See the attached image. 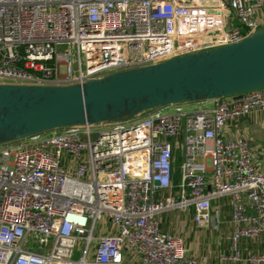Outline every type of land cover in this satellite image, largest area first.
Returning <instances> with one entry per match:
<instances>
[{
    "label": "built area",
    "instance_id": "1",
    "mask_svg": "<svg viewBox=\"0 0 264 264\" xmlns=\"http://www.w3.org/2000/svg\"><path fill=\"white\" fill-rule=\"evenodd\" d=\"M261 28L264 0H0V84H82ZM211 102L0 145V264H121L124 248L142 264H198L158 216L192 207L197 227H216L212 202L226 196L233 254L222 258L264 264L236 250L240 239L264 235V170L246 138L224 135L232 118L264 119V88ZM103 216L116 232L94 233Z\"/></svg>",
    "mask_w": 264,
    "mask_h": 264
},
{
    "label": "water",
    "instance_id": "2",
    "mask_svg": "<svg viewBox=\"0 0 264 264\" xmlns=\"http://www.w3.org/2000/svg\"><path fill=\"white\" fill-rule=\"evenodd\" d=\"M264 88V28L243 40L67 86L0 84V145Z\"/></svg>",
    "mask_w": 264,
    "mask_h": 264
},
{
    "label": "crops",
    "instance_id": "3",
    "mask_svg": "<svg viewBox=\"0 0 264 264\" xmlns=\"http://www.w3.org/2000/svg\"><path fill=\"white\" fill-rule=\"evenodd\" d=\"M193 109H210L211 100L197 101ZM224 135L227 138L242 136L251 146L253 161L259 170H264V119L259 113L248 114L230 119L224 127ZM179 151V150H178ZM178 154V153H177ZM179 177V175H178ZM177 177V180H178ZM221 201V202H220ZM219 212L217 226L197 227L192 220V207L187 211L168 210L158 216L162 231L179 236L189 256L195 258L198 264H247L244 260L234 261L224 257L233 254L230 241V198L228 196L214 200L212 210ZM227 217V218H226ZM102 228L109 233L116 232V227L103 216ZM236 250L242 257L247 255L264 256V235L253 238H242L236 244ZM92 252L89 258H92ZM121 264H142L134 250L124 248Z\"/></svg>",
    "mask_w": 264,
    "mask_h": 264
},
{
    "label": "rangeland",
    "instance_id": "4",
    "mask_svg": "<svg viewBox=\"0 0 264 264\" xmlns=\"http://www.w3.org/2000/svg\"><path fill=\"white\" fill-rule=\"evenodd\" d=\"M196 102L197 101L181 102V103L183 104V107L185 109L192 110L193 108L196 107V105H195ZM193 106H195V107H193ZM182 160H183V152H182V148H181V150L178 151V154L176 156V164L175 165H176V171H177L176 175L177 176L179 175V172H180V167H181ZM219 212H220V215H221V211H219ZM94 233L95 234H100V235H104V234L108 233L104 228H102V221L100 219L96 223V227H95ZM81 246H83V241H79L77 243L76 252L74 253L75 257H77L79 255V249L81 248Z\"/></svg>",
    "mask_w": 264,
    "mask_h": 264
},
{
    "label": "trees",
    "instance_id": "5",
    "mask_svg": "<svg viewBox=\"0 0 264 264\" xmlns=\"http://www.w3.org/2000/svg\"><path fill=\"white\" fill-rule=\"evenodd\" d=\"M176 172H177V171L175 170V172H174V179H175V180H177V177H178V176L176 175Z\"/></svg>",
    "mask_w": 264,
    "mask_h": 264
}]
</instances>
